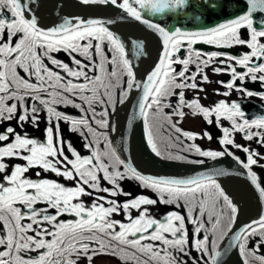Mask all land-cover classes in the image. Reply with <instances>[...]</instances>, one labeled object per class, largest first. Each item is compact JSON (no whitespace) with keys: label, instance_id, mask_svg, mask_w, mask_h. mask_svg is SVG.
Here are the masks:
<instances>
[{"label":"snow or ice","instance_id":"snow-or-ice-1","mask_svg":"<svg viewBox=\"0 0 264 264\" xmlns=\"http://www.w3.org/2000/svg\"><path fill=\"white\" fill-rule=\"evenodd\" d=\"M36 2L0 0V122L16 121V127L0 129V264H81L82 261L94 264V259L101 255L119 256L123 264H187L181 257L189 256L190 248L210 257L204 264H219V244L217 239L210 241L208 233L213 237L218 231L224 234L221 225L225 216L230 232L238 208L213 174L189 179L145 176L125 164L115 152L93 150L91 156L82 157L69 144L68 150L74 157L70 159L65 154L59 122L70 124L71 131L80 132L82 136L85 128L96 135L88 113H92L93 120L96 115L106 118L108 108L105 106L101 113H97L94 105L112 103V78L119 81L126 75V89L122 90L119 102L123 103L133 88H142L139 115L149 128L147 143L152 152L162 155L149 127L150 117H162L176 133L188 140H195L197 134L184 132L177 126L185 116V108L193 115H202L209 124L213 123V116L216 121L227 119L231 128L222 129L220 143L241 148L248 154L246 162L235 156L233 159L247 170V178L264 198V187L252 170L254 165L264 168L259 165L264 156L236 145L232 138L233 132H242L246 140L256 139L264 145V116L246 118L235 101L221 100L214 107L206 108L199 99L186 100L183 91L186 88L204 91L196 82L197 76L202 83L210 82L205 69L214 59L223 58L221 64L224 67H215L213 71L218 74L227 72L231 80L226 84L219 83L226 89H234L249 97L259 95L264 99V93H253L242 87L248 79L264 86V43L261 42L264 39V0H243L246 5L243 11L199 31L180 27L167 29L150 22L144 15L145 12L153 15L178 13L190 6V0H79L85 6H114L162 38L158 63L142 85L136 82L124 42L105 22L65 17L58 26L43 29L34 11ZM226 3L227 0L224 3L200 0V6L206 10L224 8ZM255 13L262 15L255 19ZM241 29L247 30L248 39H242ZM197 43L216 48L242 46L249 51L240 56L223 52L202 53L194 48ZM137 50L143 54L141 45L137 44ZM182 51L186 53L183 58ZM59 52L65 53L70 63L53 55ZM193 64L195 71L190 70ZM108 65L112 66L111 71ZM174 65L182 66L181 70ZM97 71L99 74L90 75ZM177 89L181 91L175 106L165 103L167 98L177 95ZM229 94L228 91L223 93L224 96ZM61 104L71 105L84 115L78 119L69 117L57 111L56 106ZM165 108L172 109L171 114L165 113ZM41 112L46 114L48 125L44 130V141L17 131L26 124L39 127ZM172 116L179 117V120L173 123ZM96 123L100 128L108 127L107 119ZM205 136L211 139L208 133ZM86 147L91 148V143ZM186 150H194L197 155L213 160L232 155L227 149L203 151L194 143L187 145ZM105 156L108 162H105ZM13 159L24 163L10 168L8 161ZM120 165L124 166V171L120 170ZM33 168L75 181V187H65L49 179H29L26 173ZM40 175V172L36 173V176ZM125 179L139 182L141 187L157 193L158 199L141 195L119 201L118 197L131 196L121 187L120 182ZM101 180L111 187H102ZM85 196L94 197L89 205L81 199ZM158 203L183 208L186 214L171 211L157 219L151 215L149 206ZM40 204L45 207H37ZM133 211L137 215L134 216ZM65 215L75 219L61 220L60 217ZM120 215L126 223L113 219ZM206 223H211V229ZM189 224L193 226L191 236ZM202 232L205 235L200 238ZM254 237L259 239L255 247L249 249V239ZM232 240L243 264H264V256L258 255L260 246L264 245V215L244 226ZM193 264H199V261L193 258Z\"/></svg>","mask_w":264,"mask_h":264},{"label":"flooded vegetation","instance_id":"flooded-vegetation-1","mask_svg":"<svg viewBox=\"0 0 264 264\" xmlns=\"http://www.w3.org/2000/svg\"><path fill=\"white\" fill-rule=\"evenodd\" d=\"M198 4H200V0H196ZM220 3H224L225 0H219ZM36 4H39L41 7V11L43 13V25L48 26L50 28L58 26L60 22L58 23V18L60 16L63 17H77L79 15H84L87 14V12H95L96 14H104V15H117V16H122L123 18H126L125 20H130L132 18L128 17L126 13H124L122 10L111 6V5H82L79 3V0H37ZM36 4L33 6L34 11L36 14V17L38 19V11H37V6ZM246 5L243 3V0H228L226 3V6L224 8H217L214 10H206L204 7H200L199 13L203 15L204 19L201 21H196L194 22L193 18L195 17V14L192 12L190 13H185L182 16H179L178 13L170 14L171 12H167L164 14H155L152 17H150L149 14L144 13L145 18L149 19L150 22L158 23L161 26H164L167 29H172L175 27H180L184 30H189V31H197L199 29H206L208 27H211L215 24H218V22H223L226 19L231 18L236 12L238 11H243ZM8 15L7 13H5ZM261 15H256L254 18L258 19ZM171 18V19H170ZM62 23V22H61ZM109 27L111 31L116 32H121V31H130V32H136L142 36L146 41L151 42L152 44H157V49H158V54L156 55L155 59L153 62H150L148 68H152L155 65L156 59L160 53V45L162 43V38H160L157 34L154 32L152 33L148 28L146 27H140V26H135L132 23H127L122 22L120 25H106ZM242 33V39H248V34L247 30L241 29ZM123 41V40H122ZM262 43H264V39L261 40ZM194 48L201 51L202 53H211V52H223L227 53L233 56H240L242 53L249 51L247 48L242 47V46H234L232 48H216L215 46L208 45V44H203V43H197L194 45ZM57 59L62 60L66 63H70V60L68 56L63 53H54L53 54ZM181 57L183 58L186 53L181 52L180 53ZM109 57L111 58V53H109ZM206 58V57H202ZM221 59L223 58H217L214 59L210 66L205 69L206 74L209 77L208 83H202L201 78L197 76L196 82L198 83L199 87L203 88L204 91H197L194 89L186 88L183 89L184 94H185V99L186 100H193V99H199L200 104L203 107L206 108H212L214 107L219 101L224 100L227 103H231L233 101L238 102L242 108V110L245 113L246 118L248 119H253L259 116H264V99H261L259 95H253L251 97L243 95L240 92H237L236 90H229L226 89L220 81H223L225 84L228 83L231 80L230 74L227 72H222V73H215L213 69L215 67H224V65L221 64ZM47 63V61H45ZM226 63H231L229 61H226ZM134 69H135V77H136V82L141 83V79L144 77V74L146 73V70L144 73L139 74L138 72V66L137 63H134ZM49 67H52L49 65ZM108 70L111 71V65H108ZM174 67L177 68V70H181L182 66L180 65H174ZM190 70L195 71V65H190ZM239 70V69H238ZM92 74H99L98 71L96 73H90ZM125 81L122 84L123 78L121 77L119 81L116 80V78H112V83L113 87H118V82L121 83V91H118L115 89L114 94L112 96V103H108L111 106H108L106 104L105 106L108 108V116L105 118L101 115H96L95 120L92 119V113H88V119L91 123V127L94 129L96 132V135H93L87 131V129H83L84 131V136L80 134V132H73L71 131V125L68 123H65L64 121H60V137L64 141V147H65V154L70 158L74 159V157L71 156V152L68 150V145L70 144L71 147L82 157H88L92 155L93 150H97L101 153H110V152H115L117 156L120 157L121 160L124 161V159L121 158V155L118 152V149L122 150V133H123V121L125 119V114L127 111V104L128 102L132 99L134 96V92L136 91L137 88H133L129 93L127 98L124 100L123 103L119 102V96L122 94V90L126 89V81L128 78H124ZM237 84H240L239 81H237ZM242 87L252 91L253 93H264V86L261 85L259 81L253 82L250 79L246 80V82L242 85ZM102 90V89H101ZM180 89L176 90L177 95H174L167 100H165V103H171L173 106L177 103V98H178V93L180 92ZM230 92L228 96H224V92ZM116 101H115V99ZM107 100V98H106ZM77 103H80L79 100L76 101ZM104 106V107H105ZM87 107V105H85ZM103 108L100 107H95V111L97 113H101ZM57 111H60L69 117L72 118H81L84 114L80 112L79 109L71 106V105H57L56 106ZM165 113L171 114L172 109H164ZM185 116L180 122L177 124L179 128H181L184 132L188 133H194L197 134V138L195 140H188L186 137L180 135V133H176L174 129L171 128L170 124L164 120L162 117H150L149 121V127L150 130L153 133V136L155 138L161 139L162 141H167V140H172V146H173V157H183V159H175L174 158V163L169 160H164L156 156L152 150L149 149V153L155 160L158 162V167L152 168L146 166L143 160L138 158L136 155V148H134L135 143H136V135L133 143V156L134 159H136L144 168L150 169L154 172H160V171H166L168 173H174V174H188L192 173L195 171H200L205 168H211L214 166H219V165H224L226 164H231L234 168H238L242 171L247 172L246 169L242 167L240 163L237 162V160L233 159V156L239 157L240 160L245 161L247 159V153L243 152L241 148L233 147L232 145H222L220 143V140L223 137V128H231V122L227 119L221 118L219 121H216V118L213 116L211 119L213 120V123L209 124L202 115L197 114L193 115L192 111L190 109L185 108L184 109ZM41 119L39 123V127L33 126L31 124H26L23 129L18 128L17 131H20L22 133H26L29 137L33 139H37L39 141H44L45 139V128L48 126L47 121H46V114L44 112H41L40 114ZM101 119H107L108 121V127L107 128H100L99 125L96 123V121L101 120ZM177 120H179V117L172 116V122L175 123ZM202 122L206 123L207 125V131L211 136V139H208L206 136V141H208V144L211 146H205L203 143H201L202 140V132L199 133L194 129V123L192 122ZM184 124H187L186 127L183 126ZM145 125V121L142 117L139 128L136 131V134L143 128ZM6 126H12L16 127V121H3L0 122V129H3ZM146 126V125H145ZM161 130L160 133L158 131ZM149 131V128H148ZM253 131H256L253 129ZM103 134V135H101ZM148 135V134H147ZM87 137V139H85ZM106 137V138H105ZM177 137H179V140H177ZM232 138L234 140V143L236 145L242 146V148H248L250 151L258 152L260 156H264V145L260 144L257 142L256 139H253L251 141L246 140L244 138V133L242 132H233L232 133ZM91 143V148L86 147L87 144ZM195 144L198 147L201 148L203 151H217V152H222L227 149L228 152H231L232 155H224L221 157H218L217 159H210L208 157H201L197 155L194 150L189 151L186 150V146L190 144ZM213 146V147H212ZM117 148V149H116ZM105 162H108L107 156L104 157ZM193 161H203L202 163H194ZM9 166L15 165V164H23L24 161L18 160V159H13L8 161ZM126 164V163H125ZM259 165H264V160H259ZM186 166H191L193 167L191 170H186ZM120 170L124 171V166L120 165ZM258 178V181L261 183V186L264 187V168L259 167L258 165H254L252 169ZM40 172L41 175L38 177L36 176V173ZM26 176L29 179L33 180H39V179H49V180H54L58 183L63 184L65 187H75V181H69L65 180L63 177H57L54 173L51 172H43L42 169L39 168H33L30 169L28 173H26ZM102 176V174H101ZM217 183L225 187V191L227 189L230 191H233L235 194L239 193L241 195H244L245 199H247V202H253L254 205H249V206H244L239 208H251V216L253 214H256L259 212L260 207L258 206V201L256 199L254 191L249 187L246 186L243 183V180L240 177L236 178H227L224 181H219L216 180ZM121 187L125 192L131 193L130 197H118L117 199L121 202H123L126 199H132L138 196H146L151 199H158L157 193L153 192L150 189H145L141 186H137L134 188L132 185V180L131 179H125L120 182ZM101 186L102 187H111L110 185L107 184L106 181L101 180ZM223 189V188H222ZM99 195H105L104 193H100ZM94 197H81L83 202L86 205H89ZM245 202V200H243ZM37 207L43 208L45 205L40 204L37 205ZM150 207V213L153 217L157 219H162L165 215L170 213L171 211H179L181 214H186L185 211H182L181 209H176L175 205H165V204H160L158 203L155 206H149ZM54 212V210H50ZM133 215H137L135 211H133ZM250 217V216H249ZM248 217V218H249ZM247 218V219H248ZM61 220H74L75 217L72 216H62L60 217ZM113 219L116 220H121L122 222H127L124 220L123 216H114ZM207 220V215L205 216V221ZM240 224V223H239ZM238 224V225H239ZM228 225V221L226 218L223 219L221 227H224ZM237 225L234 224L232 227V230L227 233L226 237L224 239L220 240V244L228 237V235L233 231V228H235ZM206 227L211 229L212 225L211 223H206ZM189 234L193 232V227H188ZM209 234V240L211 241L212 239H215L210 233ZM205 233H201V237H203ZM225 236V235H224ZM255 240H258V237H255ZM252 249V248H251ZM209 251L211 252V243L209 244ZM237 254L236 256L239 255V251L237 248ZM31 255H36L35 253H32ZM258 255L264 256V246H260V250L258 252ZM241 256V255H240ZM103 258V259H111L112 261L117 262L118 264H123V261L119 258V256H110V255H101L99 257H96L94 259V262H96L98 259ZM193 258H196L199 261V264H204L205 261H209L210 257L209 256H204L202 253L197 252L194 248H190V255L186 257H181L182 260L187 261V264H193ZM236 258V257H235ZM235 260V259H234ZM233 260V261H234ZM81 264H86V261H82ZM258 264V262H256Z\"/></svg>","mask_w":264,"mask_h":264},{"label":"water","instance_id":"water-1","mask_svg":"<svg viewBox=\"0 0 264 264\" xmlns=\"http://www.w3.org/2000/svg\"><path fill=\"white\" fill-rule=\"evenodd\" d=\"M37 6V11H38V21H39V26L43 29H49L50 27L44 26L43 25V13L41 11V7L39 4H36ZM256 15H262L260 13H255L254 17ZM77 17L83 18L85 20L87 19H100L103 22H105L106 25H120L122 22H127V23H132L135 26H140V27H146V25L142 24L139 21H136L134 19H131V21L125 20L126 18H123L121 15H104V14H96L95 12H87V14L84 15H79ZM65 17L60 16L58 18V23L63 22V19ZM108 21H113L112 23L108 24ZM221 22H218V24ZM217 25V24H215ZM213 25V26H215ZM211 26V27H213ZM210 28V27H208ZM152 33L153 31L148 28ZM202 30V29H199ZM197 30V31H199ZM155 33V32H154ZM157 34V33H155ZM158 35V34H157ZM159 36V35H158ZM160 37V36H159ZM161 38V37H160ZM160 53L156 59L155 65L152 68H148L146 70V73L144 74V77L141 79V85L146 82V78L148 74H150L156 64L158 63L159 57L162 52V43L160 45ZM142 96V88L141 89H136L134 92V96L132 99L128 102L127 106V111L125 114V119L123 121V141H122V150L118 149L119 154L121 155V158L124 159V162L127 165H130L132 168H135L138 172H140L142 175L145 176H152V177H168V178H179V179H189V178H194L200 175L204 174H213L214 178L219 181H224L227 178H236L240 177L243 180V183L246 186H249L255 193L256 199L258 201V206L260 207V210L258 213L253 214L250 216L248 219L242 221L238 226L233 228V231L228 235V237L221 243V245L218 247L217 251L221 253L220 257L218 258L219 264H232L233 260L236 257L237 254V247L235 246V242L232 240L233 235H238L239 231L244 228V226L248 225L252 221L260 219L262 215H264V198H261L259 191L256 189V187L251 183V181L247 178V172L242 171L238 168H234L231 164H224V165H219V166H214L211 168H205L200 171H195L192 173L188 174H174V173H168L166 171H160V172H154L152 170H148L144 168L136 159H134L133 156V143L136 135V131L139 128L140 121L142 117L139 115V108H138V102ZM117 149V148H116Z\"/></svg>","mask_w":264,"mask_h":264},{"label":"rangeland","instance_id":"rangeland-1","mask_svg":"<svg viewBox=\"0 0 264 264\" xmlns=\"http://www.w3.org/2000/svg\"><path fill=\"white\" fill-rule=\"evenodd\" d=\"M228 1V0H227ZM200 4H198L196 2V0H190V6L186 9L180 10L179 11V16L184 15L185 13H190L192 12L193 14H195V17L193 18L194 22L196 21H201L204 19L203 15H201L199 13V9H200ZM199 8V9H198ZM203 8V7H202ZM146 14H149L150 17L153 16V14H150L148 12H145ZM171 15L174 14L173 12L170 13ZM191 14V13H190ZM171 19V18H170ZM114 33L119 36V38L121 40H123L125 47H126V52L128 55V58L131 60L132 64L137 63L138 66V72L139 74L142 75V73L145 72V70L147 69L148 65L150 62H153L156 55L158 54V49H157V44H152L151 42L146 41L144 38H142V36L136 32H130V31H121V32H116V30L114 31ZM137 44L141 45L142 47V52L143 54H139L138 50H137ZM134 67V65H133ZM112 69V67H111ZM133 71L135 73V69L133 68ZM121 91V83L118 82V87H112L111 88V92L114 93V90ZM114 94H112L113 96ZM121 97V95L119 96V98ZM115 99V98H114ZM117 99V98H116ZM115 99V101H116ZM168 99V98H167ZM166 99V100H167ZM113 101V100H112ZM168 109V108H167ZM194 123V129L201 133L202 132V140L201 143H203V145L205 146H211L210 144H208V141H206V129H207V125L206 123H200V122H192ZM187 124H184L183 126L186 127ZM187 128V127H186ZM148 134V128H146V126L144 125L143 128H141V130L136 134V143L134 148H136V155L138 156V158L142 159L143 161H146L147 163L150 162V165L152 168H156L158 167V162L155 160V158H153V156H151V154L148 152L149 149L151 150L150 146L147 143V135ZM213 147V146H212ZM193 167L191 166H186L185 169L186 170H191ZM132 185L134 186V188H136L137 186H141L139 184V182L132 180ZM221 187L223 188V190L225 191V187H223L221 185ZM229 197L233 200V202L235 203V205L238 208V213H237V217L239 214L242 215V218L244 220L247 219V217L251 216V208H239L242 207V205L244 204V206H249V205H254V203L251 202H247L246 201L247 197H245L244 195H241L239 193L235 194L233 191H230L228 189H226L225 191ZM243 200H245V202H243ZM182 211H184V209L182 208ZM236 217L235 223H237L238 219ZM207 221V220H206ZM233 226V225H232ZM187 227H193L192 225H188ZM223 229V233L221 234L220 231L217 232V236L214 237L215 239H217L218 244H220V240L224 239V237H226L227 235V228L228 225L221 227ZM225 235V236H224ZM191 236V234H190ZM256 238H250L249 242H248V247L249 249L254 248L257 241L255 240ZM259 239V238H258ZM264 246V245H261ZM94 264H118L115 261H112L111 259L107 260V259H103L100 258L98 259L96 262H94ZM232 264H243V258L240 256V254L238 256H236L235 260L232 262Z\"/></svg>","mask_w":264,"mask_h":264},{"label":"trees","instance_id":"trees-1","mask_svg":"<svg viewBox=\"0 0 264 264\" xmlns=\"http://www.w3.org/2000/svg\"><path fill=\"white\" fill-rule=\"evenodd\" d=\"M122 78H123V80L121 83L123 84L125 81L124 78H127V76L126 75L122 76ZM101 91H103V89ZM105 100H106V97H105ZM104 106L105 105H100V104L94 105V107H100V108H103ZM108 106H111V105L108 104ZM160 132H161V130L158 131V133H160ZM154 140L157 144L158 150L162 153V155L160 156V157H162L161 160L162 159L167 160V161L171 160L174 163L172 140H167V141H162L161 139L157 140L155 138V136H154ZM168 157H173V158H168ZM224 218H226V220H227V216H225Z\"/></svg>","mask_w":264,"mask_h":264},{"label":"bare ground","instance_id":"bare-ground-1","mask_svg":"<svg viewBox=\"0 0 264 264\" xmlns=\"http://www.w3.org/2000/svg\"><path fill=\"white\" fill-rule=\"evenodd\" d=\"M142 162H144L146 164V166H148V168L151 167L150 162L149 163H147L146 161H142ZM237 219H238V221H237L236 225L238 226V224L241 223L242 221H244L245 218L243 219L242 218V215L239 214L238 217H237Z\"/></svg>","mask_w":264,"mask_h":264}]
</instances>
